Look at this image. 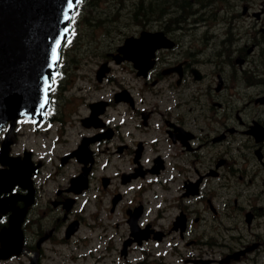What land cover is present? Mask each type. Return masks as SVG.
Here are the masks:
<instances>
[{
	"label": "flooded vegetation",
	"instance_id": "1",
	"mask_svg": "<svg viewBox=\"0 0 264 264\" xmlns=\"http://www.w3.org/2000/svg\"><path fill=\"white\" fill-rule=\"evenodd\" d=\"M248 1L253 8L254 0ZM228 2V20L218 22L225 24L221 34L212 33L211 26L204 41H196L204 45L202 50L189 46L196 39L185 41L179 36L186 31L165 24L162 29L173 45L155 53L148 75L139 77L127 61L117 66L131 65L134 81L123 86L128 99L122 103L110 99L108 108L100 107L98 126L88 130L91 135L107 132L104 143L114 173L107 187L95 181L94 153L87 191L75 196L58 187L48 203L38 206L32 199L24 232L36 239L33 244L26 242L30 254L20 256L28 264L33 255L38 264L89 259L100 264L87 234L99 232L96 239L102 242V235L120 232L121 227L120 240L107 242L101 252L113 263L145 264L134 254L145 257V246L152 244L158 264H192L200 259L210 260L208 264H238L230 259L235 252L262 245L248 222L264 226V28L257 22L264 19V3L260 12L251 11L245 28L236 23L245 21L238 19L245 14L241 1ZM114 54H106L104 62L116 64L119 58ZM112 111L121 115L112 116ZM82 170L80 164L78 173ZM154 188L162 208L145 220V198ZM22 197L19 194L14 205L4 209L0 219L8 222L14 207L27 206ZM131 218L141 229L148 225L153 232L148 241L133 242L123 251L131 239ZM41 237L46 240L39 245ZM63 245L69 247L68 256L61 251ZM259 251L244 254L240 263L263 264L254 261Z\"/></svg>",
	"mask_w": 264,
	"mask_h": 264
},
{
	"label": "rangeland",
	"instance_id": "2",
	"mask_svg": "<svg viewBox=\"0 0 264 264\" xmlns=\"http://www.w3.org/2000/svg\"><path fill=\"white\" fill-rule=\"evenodd\" d=\"M94 1L97 2L96 6L90 8L88 4L91 1L86 0L87 4L83 14H80L78 12L74 19V22H76L74 27L77 33V36L74 38V40H77V45L67 51L68 54L66 56V66H68V64H72L73 70L68 69L70 71L69 76L70 74H72L71 78H75V81L72 85L60 81L59 84H57V86L55 87L53 93V97L55 98V100H58L59 104V111H55L53 113L54 116L56 113H58L56 121L62 120L63 115H66V113L71 111L72 113H75V115L73 116V120H77L75 130H70L68 139L65 140L61 145H57V147L54 146V144L51 142V139L54 138L57 134V124H55V128H51L49 124H42L39 127H36L32 125L29 120L20 119L17 121L16 128L15 131H13V134L11 133L9 135V137H11L13 140L11 145L13 154H15L17 157H22L25 150L29 151L30 149H32V159L35 162L42 161L43 165H45V168L41 170L38 177L35 179L37 191L40 192L41 198H44V200H46L48 195H51V192H53L57 186L66 185L69 182L70 178L76 173V164L66 166L62 170L57 169L56 160L54 162V156L57 155V153H69L72 149H74L79 140L77 139L78 133L80 135L84 133H90V131L85 129H82V131L80 132V126L78 124L79 118L82 117V115L86 112L87 101H89V99L97 100L101 96L105 97L109 95L110 97L112 93L115 92L117 83L119 89H121L122 84L134 81L132 75L120 73V75L117 78H113V80L109 84H105L104 86L102 85L100 90H94L90 86L86 85L87 82H90L92 80L94 82V85H96V71L99 69L101 63L104 61L103 55H106V52L109 49L108 45L112 41V39H108V37L103 38V35L106 36L107 33H111L113 39L115 40V42L118 43L119 46L122 40L127 37L128 33L131 36L132 34H139L142 30L154 31L157 30L158 27V24L155 23L154 20L150 21V23L147 24L149 26H147L145 29L141 28L142 26H135L137 24L133 22L131 24H127L128 26H125L126 23L129 21L128 10L121 9L117 13V8L121 7L119 4H117L116 0H110L108 2L107 0ZM257 2V4H259V1ZM105 12H108L110 16L115 15L116 19L115 22H112L110 24L111 28L107 27V29L99 30V27L93 26L92 24L87 22V19L92 18L89 17L87 14L100 16L103 15V17H105ZM255 12H260V9ZM247 15V13L244 15L245 21L236 23H239L240 26L245 25L244 27L248 28V24H246ZM254 20L257 19L253 18L252 22H254ZM257 22L259 23V28H264V19ZM175 30L179 32L178 29L175 28ZM204 32L205 29H203L202 27H191L188 28L185 35L179 34V36L185 38V41L196 39L189 46H192L195 51H198L202 50L204 48V45L196 41H204ZM215 32L219 33V31ZM101 43H103L104 48ZM73 45L74 43L71 42L70 47H72ZM82 77H86V82H83ZM122 79H126V81L120 82ZM63 87H67V91L65 93L62 92ZM138 87L140 88V84L138 85ZM116 92H118V90ZM75 93L78 95H75ZM70 96L73 97L72 103H67V99L65 100V98H70ZM74 99L76 101L73 105ZM123 110L124 108L121 109V111ZM48 130L51 131V134H49ZM101 152L108 153L106 145L102 146ZM52 156L53 161L51 162ZM22 158H25V155ZM59 171L61 172V174L59 175L58 180L53 179L49 182L45 181V178L49 174L56 175L59 173ZM146 203L148 204L149 208L154 209L153 191L148 194L146 198ZM153 215L154 212L151 214V216ZM21 260V258H18L10 261L0 262V264H22ZM85 263L93 264L90 260Z\"/></svg>",
	"mask_w": 264,
	"mask_h": 264
},
{
	"label": "water",
	"instance_id": "3",
	"mask_svg": "<svg viewBox=\"0 0 264 264\" xmlns=\"http://www.w3.org/2000/svg\"><path fill=\"white\" fill-rule=\"evenodd\" d=\"M73 4L69 9L67 0H0V125L21 115L38 117L44 112L58 61L53 60V49L59 54L64 41L59 48L55 42L62 30L69 29V21L63 20V15H72L76 0ZM154 36L144 33L140 39L128 40L129 52L147 54L149 51H141L140 46ZM158 36L160 46L166 45L163 34ZM152 47L155 49V45ZM151 55L149 52L147 57ZM4 154L5 151L2 158ZM6 161L12 170L0 171V190H9L11 184L26 182L30 176L22 162ZM13 228L19 230L18 220L12 219ZM5 242L9 253L20 245L19 238L15 244L11 240Z\"/></svg>",
	"mask_w": 264,
	"mask_h": 264
},
{
	"label": "trees",
	"instance_id": "4",
	"mask_svg": "<svg viewBox=\"0 0 264 264\" xmlns=\"http://www.w3.org/2000/svg\"><path fill=\"white\" fill-rule=\"evenodd\" d=\"M120 1V0H119ZM126 1V3L129 5L130 13L132 12L134 17L138 19L139 15H148L150 16H159L160 13L164 14L167 12H160L161 11V6H169L172 5L171 7H176L179 8L180 3L183 0H122ZM191 1H194L195 3H201V0H184V8L190 7L191 6ZM146 13V15H145ZM161 16V15H160Z\"/></svg>",
	"mask_w": 264,
	"mask_h": 264
},
{
	"label": "snow or ice",
	"instance_id": "5",
	"mask_svg": "<svg viewBox=\"0 0 264 264\" xmlns=\"http://www.w3.org/2000/svg\"><path fill=\"white\" fill-rule=\"evenodd\" d=\"M67 7L69 9L74 7L73 0H67ZM63 20L71 22V21H73V17L69 16L68 13L65 12L64 15H63ZM69 31H70V29H64V30L61 31L60 36L58 37V39L55 42L56 43V48H59L61 42L66 40V33L69 32ZM67 42L70 43L71 41L68 40ZM58 59H59V54L56 52V49H53V60L56 61Z\"/></svg>",
	"mask_w": 264,
	"mask_h": 264
}]
</instances>
